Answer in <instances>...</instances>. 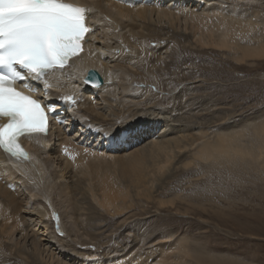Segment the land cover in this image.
Instances as JSON below:
<instances>
[{"label":"bare ground","instance_id":"6f19581e","mask_svg":"<svg viewBox=\"0 0 264 264\" xmlns=\"http://www.w3.org/2000/svg\"><path fill=\"white\" fill-rule=\"evenodd\" d=\"M76 1L90 9L88 23L95 28L92 34L95 40L88 38L85 52L76 63L81 73L97 69L105 82L99 91L93 87L85 89L73 107L57 97L72 94L78 87L76 72L64 73L57 81V77L50 78L53 88L43 94L48 96L49 105H56L59 109L63 105L66 107L57 117V120L68 121L66 131L59 126L56 133L53 131L46 138H26L28 145H32V159L28 161H17L0 149L1 250L4 248L6 253L20 257L23 264H70L68 260L72 259L77 264H86L87 260L95 258H99L102 264H218L215 255L207 254L205 250L197 251L183 239L175 244L172 240L161 239L164 241L156 242L160 247L157 252L149 247L125 258L117 252L105 254L100 249L102 246H95V241L100 242V234L92 233V230L93 225L98 227L96 220L100 216L95 217L91 210L94 204L109 213L121 214L128 207L125 206L128 198L134 194L151 201L155 183L183 152H189L179 161L184 170L219 163L233 168L236 159L246 164L264 160V121L255 123L251 131L242 127L210 132L203 126L199 130L187 128L176 133L170 131V127L163 131L168 125L162 124L166 115L152 112L148 117L139 111V104L145 102L143 97L147 92L137 96L131 93L135 77L140 75L144 81L149 79L144 72H138L142 62L138 58L141 45L145 46L148 40L163 39V24L173 29L172 37L185 38L184 35L189 33L190 44L222 51L242 65L250 59L264 57L260 13L238 12L239 9L228 5L226 0ZM30 81L27 83L38 87ZM158 100L159 97L156 100L151 98L146 103L154 104ZM160 100L165 99L161 97ZM121 116L133 120L146 116V122L136 125L144 135L130 142H117L103 139L95 131L97 126L110 125ZM76 121L82 122L80 129L76 126V130L69 133L70 125ZM81 126L86 131L91 129L82 140L78 138ZM55 134L56 139H62L60 143L53 141ZM85 148H89L87 153ZM105 158L112 161L113 178L105 168L97 171L94 168L97 174L88 169L90 162ZM103 166L101 163V168ZM80 195L90 196H85L88 198L85 201L79 198ZM178 198L185 199L178 194L174 199L159 198L157 203L165 207L176 206ZM24 207L29 210V218L20 214ZM178 212L187 213V210ZM127 221L125 218L123 223ZM30 240L32 247L28 248ZM100 251L103 253L99 254ZM188 256L193 259L189 261ZM0 258L5 257L1 255Z\"/></svg>","mask_w":264,"mask_h":264},{"label":"rangeland","instance_id":"374dc122","mask_svg":"<svg viewBox=\"0 0 264 264\" xmlns=\"http://www.w3.org/2000/svg\"><path fill=\"white\" fill-rule=\"evenodd\" d=\"M226 2L238 12L260 13V28L264 31V0ZM163 28V39L145 41L138 53L142 61L138 72L149 78L144 81L138 75L131 85L135 96L147 92L145 102L139 104L140 112L148 117L152 112L166 115L162 124L168 125L163 131L170 127L174 133L187 128L199 130L202 126L210 132L242 127L251 131L255 123L264 121V57L238 65L229 54L190 44L189 33L185 38H174L173 29L165 24ZM158 97L157 103H146ZM161 97L165 100H160ZM187 153H181L171 169L160 176L152 189L151 201L133 192L121 214L109 213L93 204L91 213L100 216L96 220L98 227L95 224L92 230L100 234V242L95 241V246H102L105 254L117 252L125 258L149 247L159 251L156 242L164 241L161 239L172 240L174 244L183 239L189 247L215 255L218 264H264V160L246 164L236 159L233 168L219 163L184 170L179 161ZM98 162L107 165V169ZM111 162L109 158L92 161L88 169L97 174L98 169L105 168L113 178ZM178 194L185 199H176V206L157 203L159 198L174 199ZM80 196L88 201L90 195ZM22 209L20 214L29 218L28 208ZM27 245L32 247L31 240ZM1 247L0 253L5 258H0V264H23L20 257L6 253ZM68 261L77 264L74 259Z\"/></svg>","mask_w":264,"mask_h":264},{"label":"snow or ice","instance_id":"6c2138e0","mask_svg":"<svg viewBox=\"0 0 264 264\" xmlns=\"http://www.w3.org/2000/svg\"><path fill=\"white\" fill-rule=\"evenodd\" d=\"M89 12V8L67 0H0V149L13 159H31L20 138H46L51 131L50 116L57 111L55 105L43 104L32 94L20 90L18 82L29 92L40 89L27 82H38L47 94L53 88L50 78L56 73L75 71L78 87L72 94L57 97L73 107L78 103L77 97L88 87L98 91L102 88L101 81L91 75L97 73V69L81 73L76 63L85 52L88 38L95 40L92 35L95 28L87 22ZM141 121L146 122L147 117L138 116L135 120L125 117L104 127L97 126L95 131L103 139L130 142L144 135L136 126ZM57 122L68 123L64 119ZM85 123L91 127L89 122ZM88 151L89 148H85V153ZM86 264L102 262L95 258L87 260Z\"/></svg>","mask_w":264,"mask_h":264},{"label":"water","instance_id":"95a60500","mask_svg":"<svg viewBox=\"0 0 264 264\" xmlns=\"http://www.w3.org/2000/svg\"><path fill=\"white\" fill-rule=\"evenodd\" d=\"M91 75H92V78L100 80L102 85L104 84V82H105L104 78L99 71H97V73H92Z\"/></svg>","mask_w":264,"mask_h":264}]
</instances>
